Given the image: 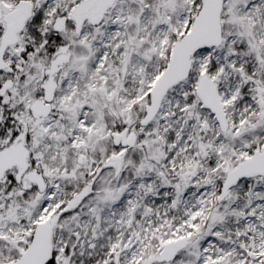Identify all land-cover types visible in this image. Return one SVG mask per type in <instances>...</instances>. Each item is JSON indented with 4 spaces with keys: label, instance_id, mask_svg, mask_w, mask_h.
<instances>
[{
    "label": "snow or ice",
    "instance_id": "obj_1",
    "mask_svg": "<svg viewBox=\"0 0 264 264\" xmlns=\"http://www.w3.org/2000/svg\"><path fill=\"white\" fill-rule=\"evenodd\" d=\"M0 264H264V0H0Z\"/></svg>",
    "mask_w": 264,
    "mask_h": 264
}]
</instances>
